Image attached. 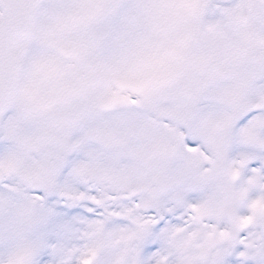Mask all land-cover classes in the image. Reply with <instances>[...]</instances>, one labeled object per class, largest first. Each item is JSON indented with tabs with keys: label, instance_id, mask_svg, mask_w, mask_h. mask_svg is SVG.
<instances>
[{
	"label": "snow or ice",
	"instance_id": "obj_1",
	"mask_svg": "<svg viewBox=\"0 0 264 264\" xmlns=\"http://www.w3.org/2000/svg\"><path fill=\"white\" fill-rule=\"evenodd\" d=\"M0 264H264V0H0Z\"/></svg>",
	"mask_w": 264,
	"mask_h": 264
}]
</instances>
